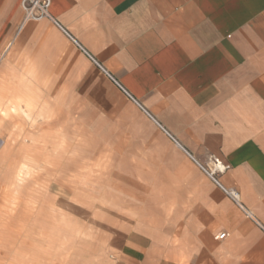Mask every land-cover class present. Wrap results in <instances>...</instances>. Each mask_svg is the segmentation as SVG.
Listing matches in <instances>:
<instances>
[{"label": "crops", "instance_id": "1", "mask_svg": "<svg viewBox=\"0 0 264 264\" xmlns=\"http://www.w3.org/2000/svg\"><path fill=\"white\" fill-rule=\"evenodd\" d=\"M20 3L0 0V89L53 84L40 114L70 149L10 264H264V0Z\"/></svg>", "mask_w": 264, "mask_h": 264}, {"label": "rangeland", "instance_id": "2", "mask_svg": "<svg viewBox=\"0 0 264 264\" xmlns=\"http://www.w3.org/2000/svg\"><path fill=\"white\" fill-rule=\"evenodd\" d=\"M0 89V264H10L36 236L45 204L54 202L55 166L69 154L56 144L53 114H40L41 106L54 108L53 84L37 87V98H22L14 87ZM16 84H14L15 86ZM16 87V86H15ZM14 95L12 98L6 96ZM44 110V109H43ZM48 112V110H47ZM34 240V239H33Z\"/></svg>", "mask_w": 264, "mask_h": 264}, {"label": "built area", "instance_id": "3", "mask_svg": "<svg viewBox=\"0 0 264 264\" xmlns=\"http://www.w3.org/2000/svg\"><path fill=\"white\" fill-rule=\"evenodd\" d=\"M50 5V0H21L20 6L24 14L23 21H34L38 22L42 19H51L48 8ZM190 156V155H189ZM191 157V156H190ZM199 165V164H198ZM200 168L216 183L220 188L222 186L218 183L214 174L217 172H221L224 168L219 164L218 161H213L212 169H207L201 165ZM222 190L235 202L238 203V194L234 190ZM225 236L224 233L218 235V239H222Z\"/></svg>", "mask_w": 264, "mask_h": 264}]
</instances>
